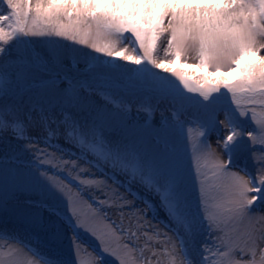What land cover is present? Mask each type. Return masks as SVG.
Here are the masks:
<instances>
[{"label": "snow or ice", "instance_id": "1", "mask_svg": "<svg viewBox=\"0 0 264 264\" xmlns=\"http://www.w3.org/2000/svg\"><path fill=\"white\" fill-rule=\"evenodd\" d=\"M2 5L6 9L0 7V142L6 133L25 145L44 139L45 147L33 152L44 166L55 162L46 149L63 139L90 152L97 162L103 160L114 175L127 177L125 191L133 200L139 195L131 191L133 184L151 192L179 241V253L175 243L171 252L164 250L168 264H177V256L179 264H264V216L256 217V211L264 209V118L257 119L256 112L257 107L264 110V0H0ZM30 37L60 39L40 40L41 49ZM13 41L11 48L6 47ZM145 100L167 102L172 126L181 129L186 123L181 119L185 101L216 116L224 114L227 133L217 140L220 153L208 140L221 123L218 119L193 121L194 127L186 132L199 183L195 206L160 132L155 133L153 146L144 147L132 113L152 116ZM253 123L256 127L246 130L245 124ZM144 124L143 131H150L147 117ZM36 128L43 137L30 134ZM245 149L262 154L254 161L255 172L247 167L233 170L234 159ZM41 175L63 195L65 185L47 169ZM210 180L217 193L212 203ZM80 183L99 187L102 182L80 178ZM119 203L129 205L123 196ZM4 213L38 228L50 241L60 239L61 224L70 225L76 259L62 260L37 232L26 235L39 243L13 232L6 234L7 251L0 247V264H107L104 253L120 264H135V259L126 261L110 249L103 236H97L102 252L93 250V255L85 248L87 259H81L79 231L94 236L96 232L74 221L75 212L65 220L18 170L5 172L0 167V214ZM137 246L135 241L123 245L129 251ZM21 250L35 259H22ZM144 250L141 264H151Z\"/></svg>", "mask_w": 264, "mask_h": 264}, {"label": "rangeland", "instance_id": "2", "mask_svg": "<svg viewBox=\"0 0 264 264\" xmlns=\"http://www.w3.org/2000/svg\"><path fill=\"white\" fill-rule=\"evenodd\" d=\"M0 7L6 9V5ZM27 39L37 40V46L43 49L44 45L39 43L40 40H59L60 38L30 37ZM14 43L13 41L6 47L11 48ZM62 43L70 44L71 42L62 41ZM74 46L78 48L82 47L80 45ZM161 46H163V41L161 42ZM84 51H90V49H84ZM119 62L123 63L122 61ZM190 62L195 61L190 60ZM128 66L135 67L134 65ZM79 68L84 70V64L81 63ZM179 70L188 71L189 73L192 71L190 69ZM195 74L202 75L203 73ZM222 91L224 90L222 89ZM186 95L196 96L194 93H186ZM145 103L146 106L150 105L152 116L148 117V113L143 111L139 114L135 111L132 113L134 124L138 129L142 130L141 134L144 136V147L150 148L153 146L155 133L157 131L160 132L162 140L167 142L170 156L180 166L186 179L193 205L195 206L199 183L198 180L194 179L195 162L192 159L193 145L191 141L186 140V132L188 128L194 127L193 121L209 122L218 119L221 123L216 125V130L209 133L208 140L212 149L216 153H220L217 140L227 133L224 114L220 112L216 116L211 110L205 112L195 104L185 101L186 111L181 119L186 123H184L183 129H181L172 126L174 121L172 120L171 109L167 102L160 103L155 100L148 102L145 100ZM177 106L179 105L177 104ZM256 112L257 119L264 118V110L257 107ZM146 117L148 118V124L152 126L150 131H143L147 128L144 124ZM244 119L241 117V120ZM255 127L256 125L254 123L245 124L246 130H251ZM30 134L33 137H43V133L39 128L30 130ZM245 139L247 140V137ZM255 143L256 147H259L258 142ZM36 147L44 148V139H40L37 145H25L22 141L13 140L11 134L6 133L3 141L0 142V167L4 168L5 172L9 169L12 171L18 170L29 184L36 186L39 198L47 201L65 220L75 212L76 215L72 216L74 221L78 220L96 232L97 235L94 236L90 231H79V239L83 244L80 252L81 259H87L84 251L85 248L88 252H92L93 255L95 252H102V246L97 236H103L110 249L116 251L119 256L124 257L126 261L129 257L135 259V264H141V249H145L143 254L151 260V264H156L157 261H159V264H168L169 257L164 254V250L167 248L168 252H171L173 243L176 244V251L179 253V241L173 232L169 230L167 219L164 212L160 209L159 201L151 192L145 191L139 184H133L131 191L139 193L136 199L133 200L129 192L125 191V189H128L127 177L114 175L110 167L104 166L103 160L97 162V158L90 152H83L79 146L65 143L63 139H60L58 143H51V146L46 149L55 161L52 165L41 166L37 163V157L33 155ZM7 157H11V160L6 159ZM221 158L223 159L224 157L221 156ZM261 158V153L256 152L253 154L245 149L234 159L233 170L247 167L250 171L255 172L256 165L254 161H259ZM73 164L76 166L75 168H73ZM79 168L87 169V171L78 172ZM45 169H47L49 176L66 186L63 195L53 191L48 186L44 176L41 175ZM208 174L209 176L212 175L211 172ZM80 178H94L102 183L99 187L81 184ZM212 185L213 181L210 180V203L213 202L212 197L217 195L216 189ZM120 196H123L129 201V205L121 206L119 203ZM145 200L148 202L147 204L141 202ZM153 203H155L156 207H152ZM260 216H264V209H258L256 211V217ZM0 229H3L0 235L6 236L7 233L14 232L26 239L30 238L33 243H39V241L34 236H27L26 234L37 232L45 241L48 249L58 255L62 260L74 262L76 259L74 243L71 239L73 230L70 225L61 224L60 239L58 241H50L47 235L41 233L38 228L29 227L26 224L18 222L9 214L4 213L0 214ZM130 232H136L138 238L131 237ZM145 232L148 234L147 236L143 235ZM155 233H159V236L154 235ZM166 237L171 238V240H167ZM201 239H207V237H201ZM211 240H216L215 233L212 235ZM131 241H135L138 246L129 251L123 245ZM8 246V238L0 239V247H3L7 251ZM15 247H19V245H15ZM152 252H156L157 255L152 256ZM20 256L22 259H35V257L31 256V253L25 250H21ZM104 256L107 264H120L115 256H110L107 253H104ZM257 261H259V253L257 254ZM177 264H179L178 256Z\"/></svg>", "mask_w": 264, "mask_h": 264}]
</instances>
